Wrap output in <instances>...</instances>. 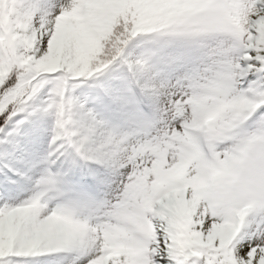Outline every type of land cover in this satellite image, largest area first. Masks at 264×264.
<instances>
[{"label": "snow or ice", "instance_id": "6c2138e0", "mask_svg": "<svg viewBox=\"0 0 264 264\" xmlns=\"http://www.w3.org/2000/svg\"><path fill=\"white\" fill-rule=\"evenodd\" d=\"M0 264H264V0H0Z\"/></svg>", "mask_w": 264, "mask_h": 264}]
</instances>
